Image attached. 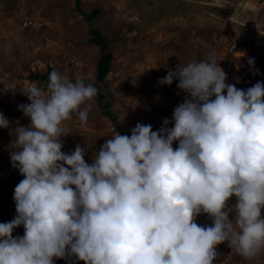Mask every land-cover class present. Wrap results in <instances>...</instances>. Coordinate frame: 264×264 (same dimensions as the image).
<instances>
[{
	"label": "clouds",
	"instance_id": "9594fccd",
	"mask_svg": "<svg viewBox=\"0 0 264 264\" xmlns=\"http://www.w3.org/2000/svg\"><path fill=\"white\" fill-rule=\"evenodd\" d=\"M174 80L186 95L171 120L112 135L91 165L79 144L62 151L61 124L73 114L87 123L96 88L55 70L47 94L20 88L30 103L18 109L30 124L11 128L0 113V128L14 137L12 166L24 177L13 192L16 215L0 223V264H214L225 241L247 259L264 249V83H226L214 52L180 61L158 82ZM3 85L0 92L12 91ZM201 213L212 226L196 223Z\"/></svg>",
	"mask_w": 264,
	"mask_h": 264
},
{
	"label": "rangeland",
	"instance_id": "374dc122",
	"mask_svg": "<svg viewBox=\"0 0 264 264\" xmlns=\"http://www.w3.org/2000/svg\"><path fill=\"white\" fill-rule=\"evenodd\" d=\"M80 2L86 13L101 10L92 24L103 31L113 54L112 69L104 84L95 78L101 49L89 43L90 24L77 11L76 0H0V83L15 91L0 92V113L8 118L11 128L17 123L25 127L30 124L18 109V105L30 103L20 88L36 85L47 94L45 81H33L30 75L45 73L48 67L73 83L79 79L107 93L121 128L129 135L138 122L150 124L156 131L164 119L171 120L174 108L186 94L177 88L178 81L170 86L158 81L169 69L175 70L180 61H207L214 52L227 75L226 83L241 90L258 81L264 83V0ZM249 58L254 59L253 66L248 65ZM90 103L87 123H81L73 114L71 120L61 124L63 134H67L61 138L62 151L70 153L79 144L85 149L84 159L89 165L101 145L120 133L100 111L96 96ZM9 132L0 128V186L7 184L13 174L22 176L10 160L9 145L14 137ZM236 200L231 197L229 205ZM15 215L14 200L8 205L0 201V223ZM229 218H233L231 214ZM196 223L212 226L213 218L201 213ZM23 234L20 226L13 237ZM216 251L214 264H264V249L247 259L225 241L216 246ZM71 263L81 261L69 257L60 264Z\"/></svg>",
	"mask_w": 264,
	"mask_h": 264
},
{
	"label": "trees",
	"instance_id": "16d2710c",
	"mask_svg": "<svg viewBox=\"0 0 264 264\" xmlns=\"http://www.w3.org/2000/svg\"><path fill=\"white\" fill-rule=\"evenodd\" d=\"M80 0H76V9L77 11L84 16V18L88 21L90 24L89 29V43L100 47L101 54L97 60L96 63V82L104 84L106 82V76L112 69V59L113 54L109 50V41L104 36L103 31L93 26V21L99 16L100 9H94L89 13H86L81 7H80ZM53 71L52 67H48L47 71L45 73H32L30 75V79L33 81L36 80H43L45 81L46 87L49 83V74ZM97 103L99 105L100 111L105 116L109 117L112 123H114L115 127L120 131L119 134L122 135H129L126 131H124L121 128L120 122L118 120V115L116 112L112 109V100L108 99V94L102 92L97 87V94H96ZM130 136V135H129ZM177 147L176 143H173V148L175 149ZM23 176H20L18 174H13L10 176L9 181L7 184L0 186V201H3L5 205L10 204L13 201V192L15 186L23 179ZM5 213L7 214L8 211L5 210ZM62 259L53 258V264H60ZM72 264V263H71ZM80 264H84L83 261H81Z\"/></svg>",
	"mask_w": 264,
	"mask_h": 264
}]
</instances>
